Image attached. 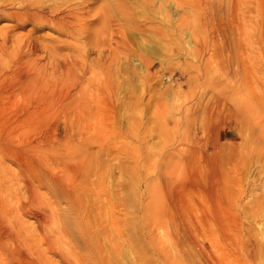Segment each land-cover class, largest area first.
Here are the masks:
<instances>
[{"label": "rangeland", "instance_id": "374dc122", "mask_svg": "<svg viewBox=\"0 0 264 264\" xmlns=\"http://www.w3.org/2000/svg\"><path fill=\"white\" fill-rule=\"evenodd\" d=\"M124 1L130 8L135 7L129 0ZM151 1V7H146L145 11L140 5L135 9L140 32L134 31L131 25L120 26L123 37L126 36V48L133 49L134 55L126 48H117L113 53L111 48L115 46L109 44L108 32L98 21L82 26L87 36H78L74 41L69 36L60 35L52 27L34 29L30 24L19 26L7 18L0 19V69H16L19 56L25 52V55L30 54L29 63L31 61L54 79L60 71H64L60 66L64 63L62 61H67V55L80 51L82 54L78 62L83 61L86 65L83 69L78 66L74 68V74L75 77L80 75L81 87L86 91L88 89V94L93 91V101L90 98L89 101L96 114L85 120L70 119L59 114L50 120H33L19 125L15 120L0 121V137L10 142L4 152L0 151V196L5 197L12 209H20L22 205L25 207L17 214L24 223L25 232L28 230L25 235L29 241V244L23 243L9 225L0 227V264H65L64 258L74 254L72 248L65 246L66 243L50 247L44 244L37 231H32L43 208L36 204L30 206L31 197L26 194L25 177L21 174L22 170H27L25 160L30 155L26 151L29 146L43 141L45 156L52 157L50 144L57 138L63 143V137L71 134L69 125L72 124L85 126L87 131L84 136L89 138L85 154L89 153L90 159L82 166V171L91 177V194L87 202L84 200L88 212L92 215L100 209L111 240L117 236L108 220L115 202L120 207L119 217L127 223L123 225L126 233L116 245L117 256L108 259L106 264H165L161 262L163 254H154L152 247L144 241L142 206L149 204L148 208H151L148 211L151 215L145 218L153 224L154 233L171 234L173 225L180 223V219L171 209L163 213L161 207L175 196L191 203L192 212L188 214V219H192L198 228V242L206 246V251L213 253L214 261L210 257L212 255H205L201 259L197 257L195 264H264V134H260L261 128L264 133V110L260 115L261 108L253 111L259 106L256 103L255 107L252 106L254 102L247 95L248 91L243 89L223 99V92L236 86L241 88L242 78L246 76L250 83L249 93L255 96L262 94L264 0H199L198 5L193 3L195 0H188L182 7L175 5L174 1ZM99 5V2L93 3L90 9ZM164 14L170 22H165ZM112 29L118 32L116 26L113 25ZM165 33L167 36H164ZM5 36L6 41L3 40ZM212 45L215 48L213 51ZM200 59L203 64L198 62ZM236 61L247 68L234 71ZM103 62L106 64L103 65ZM146 62L151 64L149 71L145 69ZM52 63L61 64L57 65V75L51 74L54 70ZM221 100L227 109L216 107ZM241 106L247 111L252 110L245 120L231 118L226 111L228 108L238 110ZM209 108L212 115L205 113L210 112ZM202 124L209 126L208 131L203 130ZM221 131L222 142L228 143V148H232L236 156L235 161L220 167L235 192V199L224 202L228 203L227 208L235 224L233 222L234 226L225 229L226 234L224 232L218 236L220 243L216 244L217 250H209L210 242L207 239L210 238L211 226L203 221L204 217L212 218L216 198L208 193L209 176L213 175L214 169L207 165L204 153L210 152V143ZM227 132L229 139H225ZM187 137L192 141H188ZM172 140L176 145L181 143V150L175 156L166 157L171 151ZM77 144H80L79 140L75 141V146ZM98 148H102L101 154L97 153ZM83 149L77 146L71 156L67 151L65 160L72 162L70 159L84 154ZM102 170L105 172L101 179L99 175ZM52 172L61 178L63 166L56 167ZM27 175L31 180L35 179L31 173L27 172ZM39 193L46 199L49 197L50 202L54 200L55 205V195L46 187L43 186ZM59 204L63 213L60 216L66 219L75 217L74 212L68 210V201L61 200ZM226 235L228 237L223 239ZM257 239L261 241L257 242ZM128 240L135 244H130ZM164 247V253L170 260L177 258L175 253L178 250L170 243L165 242ZM259 249L263 250L262 253ZM69 252L71 255L68 257Z\"/></svg>", "mask_w": 264, "mask_h": 264}, {"label": "bare ground", "instance_id": "6f19581e", "mask_svg": "<svg viewBox=\"0 0 264 264\" xmlns=\"http://www.w3.org/2000/svg\"><path fill=\"white\" fill-rule=\"evenodd\" d=\"M129 1L135 5L133 9L130 8L129 4L124 0H0V19L5 18L6 20L7 18V20L12 22L14 21L19 26L30 24L33 26L34 29L52 27L60 35L62 34L69 36L73 38V40L76 39L78 36H83V37L87 36V32L85 31V29H83L82 26L91 25L94 23V21H98L99 25L100 26L102 25L108 32L109 38L107 40L109 44L111 45L113 43V45L115 46V48H111V51L113 52L117 48H119L120 50L126 48V45L124 43L126 36L123 37V33L120 31L121 30L120 26L131 25L134 31L136 30L140 32L141 29H138L140 26L137 24L138 21L136 20L137 18L134 15L135 9H138L140 5L142 10L145 11V8L148 6L151 7V3H152L151 0H129ZM159 1L163 3H166L167 1H172V2L174 1V4L177 5L178 7L179 6L182 7L183 5H186L188 2V0H159ZM198 1L199 0H195L193 3L195 5H198L199 3ZM96 2H99L100 5L94 9H90L91 5ZM163 19L165 20V22H170V19L166 14L163 15ZM113 25L116 26L118 32L112 29ZM5 33L8 32L6 31ZM164 36H167L166 33ZM6 37L7 36L4 37L3 39L4 41H6L7 39ZM107 40H105V42ZM80 48L82 49V46ZM225 48H227V46ZM127 49L132 54L133 53L135 54L134 50L131 49L130 47L126 48L125 50ZM214 49L215 48L212 45V51ZM23 53L22 55L19 56L20 57L19 61L16 59L18 65L16 69L14 68L8 71H4V69H0V121L15 120V122L17 121L16 122L17 125H19V123L22 124V122L28 124L33 120L36 122L50 120L52 118H56L57 115L59 114L60 115L62 114V116L65 115L66 117H71L70 119L80 118L81 120H85L96 115L94 114L92 104L89 101V98L91 101H93L92 98L94 96V94H92L93 91L91 92V94H88L87 93L88 89L86 88L87 89L86 91L83 87H81L82 81L79 79L80 75L79 77H75L76 75L74 74L75 73L74 68L78 66L83 69L86 65L83 61H80L81 63L78 62V58H81L82 52L80 51L70 52L66 57L67 61L65 60L62 61L64 63H61L62 64V65L60 64L61 66L58 65L59 63L54 64L57 62L52 63L54 64L52 66L54 67V70H52L53 72L51 71L52 72L51 74L56 73L57 75L58 73L57 65L64 69V71L63 70L60 71L61 70L60 69L58 75L57 76L54 75L56 76L54 79L52 75H48L42 69L35 67V64L33 65L31 61L29 63L28 57H30V54L25 55V52ZM112 60H114V58ZM1 62H0V66H1ZM198 62L200 64L201 63L203 64L201 59L198 60ZM235 63L236 64L233 65L235 67L233 68H235L234 71L236 72L239 69L247 68L245 64L239 63V61H236ZM105 64L106 63L103 62V65ZM144 66L147 71L151 69L150 63L146 62L144 63ZM204 66L206 65L204 64ZM229 73L230 72H228V74ZM83 76L84 74L81 75L82 78ZM57 79L58 82L56 81ZM249 86H250L249 79L246 76L245 78H242L241 88H238L239 86L238 87L236 86L234 88H229V90L223 92L224 94L223 99L231 97L232 95L239 92L241 89L248 91L247 95H249V98L254 102L252 106L255 107V103L256 105L259 106L257 108L255 107L253 111H255V109L261 108L259 109V111L261 110V112L259 113L260 115L264 110V88L261 89L263 91H261L262 94L261 92L259 93L261 94L260 96H255L253 95L254 93L253 94L249 93L251 90V89L249 90ZM96 94L97 93H95V95ZM248 100L249 99H247L246 101L247 103ZM216 107L222 108V110L227 109V105L222 100L217 102ZM246 109L247 108L241 106L238 110L233 109L234 110L233 111L228 108V110L226 111H228L227 113L231 114V118L233 117L235 119L236 118L246 119V117L248 116V112L250 113V111H252L251 109L248 111ZM211 112L212 111L210 109V112L208 111V113L207 112L205 113L212 115L213 113ZM220 112L222 113L223 111ZM250 116L252 115L250 114ZM242 122L244 123L245 121ZM67 124L70 123L67 122ZM204 125L206 124L204 123ZM204 125H203V130L208 131L209 126L207 125L206 127ZM69 129L71 130V134L68 135L67 138L63 137L64 138L62 139L63 143H61V139L60 140L58 138L56 140L52 139V141L55 140L53 142L56 144V146L54 143L50 144L51 146L49 151L52 153L50 154L52 155V157L48 158L47 156H45L43 141L35 142L26 149V151L30 154L29 158H27L28 160H25V166L27 167V170L26 171L22 170L21 172V174L25 177L24 187L26 189V194H28L31 197L30 206L36 204L37 207L40 206L43 208L40 219H36V220L34 219L36 225L33 227L34 230L32 231H37L39 233L38 234L39 237L42 236V241H44V244H47L50 247H56L57 245H60L62 242H64V244L66 243L69 246L68 247L65 244L67 248L70 249L72 248L74 254H72L73 252L71 250L72 256L70 258H66V259L64 258L65 264H106L108 259L118 254L116 245H118L119 240H121L123 235L126 233L123 225H126L127 223L123 221L122 218L119 217L120 207L119 204L115 202L111 206V216L110 218H108V220L110 219V222L114 227L113 228L115 231L114 234H116L117 232V236L115 235L116 238L111 240L108 235V231L106 230L107 226L105 225V220L103 221L102 215L100 213V209H97L98 212L93 213L92 215H90V213L88 212L84 200L88 199V197H90L91 194L90 184H89L90 176L88 173L86 172L84 173L82 171L83 164L88 162L90 159L89 153L85 154L87 153L86 148H88L87 143L89 141V138L84 136V134L87 131V128L85 126H81V125L75 126L72 124L71 126L69 125ZM206 132H204V134ZM260 132H261L260 134H264L262 128ZM190 136L193 137V135L191 134ZM222 136L223 134L221 131L215 136L213 141L210 143V147H209L210 152L204 153V159L207 161L206 162L208 163L207 165H209V168L214 169L213 175L209 176L208 193L210 196L216 198L214 199L216 201V206H214L212 218L208 219V217H204L205 220L203 221L205 225L211 226L209 227L211 228L210 238L207 239L208 241L206 240L207 242H210L209 250L211 249L217 250L218 245L216 244L219 242L218 236H221L222 233L224 234V232L226 231L225 229L228 228V226H231L235 220L232 219V215H230L228 211L227 208L228 203L227 202H226L227 204L224 203L229 199H230L229 201L235 199V192L233 191V189H231L233 188V185L231 184V182L227 180L228 178L226 179L224 177V175L220 170V167L222 164L235 161L236 156L235 153H233V151L231 150L232 148L231 149L228 148V143L222 142ZM187 138L188 141H192L191 139H189V137ZM229 138H230V134L229 132H227L225 139H229ZM76 140H79L80 144H77L75 146ZM197 141L198 140H196V142ZM9 144L10 142L8 139L0 137L1 152H4L5 148L8 147ZM180 145L181 143H177L176 145V143L173 141L170 144L171 151L167 155L165 154L166 157H171L174 154H178L179 150H181L182 147V145L181 146ZM77 146L78 148H81V150L83 151H84L83 148H85L84 154L81 153L80 156L78 155L79 157L77 156L73 159H70L72 160V162H67L64 158L66 157L65 153H67L68 151L70 152L69 155L71 156V154L74 153ZM95 152H93V154ZM97 153L101 154L102 148H98ZM60 165L63 166V171H64L63 172L64 174L61 178L56 176L52 172L54 169H56V167ZM216 169H218L219 172ZM27 172L28 174L31 173L32 175H34L35 179L31 180L27 178L28 176ZM104 172L102 170L101 174L99 175L101 179L103 178ZM43 186L46 187L47 190L51 191V193L55 195L56 206L53 204L54 200L50 202L49 197L46 199L44 196H42L39 193V190ZM3 197L4 196L2 195L0 196V227L3 226L7 227L9 225L14 230L13 234L17 233L18 235L17 238L21 237V241H23V243L26 242L25 244H29V241L25 235V233L28 230H26L25 232V228L23 227L24 223L19 217V214H17L19 210H24L25 207L22 205L20 206V209L18 207L16 209H12L10 208L9 204L5 201V197L4 199ZM61 200H66V202L67 201L69 202L68 210L74 212L73 214L75 216L74 218L72 217L71 219L69 218L66 219L64 216H60L61 214H63L61 212L60 204H59V201ZM218 202H220V205L219 204L217 205ZM52 204L55 207H53ZM190 204L191 203H189L187 200L185 201L184 199L175 196L172 197L171 199L169 198V200L162 205L161 210L163 213H165L167 209H171L173 213L180 219V223H176L173 225L172 233L171 234L168 233L166 235L154 233L153 224L147 218H145L151 215V213L148 212L151 211V208H148L149 204H145L142 206L143 207L142 218L144 217V221H142L141 226H142V234L144 237V241L150 247H152L154 254L157 255L160 254L159 256L163 254L162 257L163 261L159 259L158 260L164 262L165 264H180L181 262L188 264H195L194 261L195 259H197V257L201 259L202 256L204 257L205 255L208 256L212 255L210 257L214 261L213 253L206 251L207 249L205 248L206 246L198 242L199 233L195 222L192 219H188V214L192 212ZM229 204L231 203L229 202ZM152 206L155 207L154 203L152 204ZM65 211L63 212L64 213L70 212V211L69 212H65ZM16 214L18 216H16ZM3 235L4 232L2 236ZM227 235L224 236L223 239L229 236ZM220 238L221 240H223L222 237ZM258 241L261 240L257 239V242ZM32 242H34V240ZM111 242H113V244ZM128 242L133 245L135 244L134 241L132 240H128ZM165 242L170 243L172 247L178 250L177 253H175L177 258L170 260L168 256L164 253ZM228 246H226V248H228ZM256 248L258 250V247ZM262 251L263 250L259 252L262 253ZM227 252H229V250H227ZM63 253L66 252L63 251ZM81 253L84 255H81ZM71 254L69 252L67 256L69 257V255ZM110 261L111 260H109V262ZM178 261L181 262L179 263Z\"/></svg>", "mask_w": 264, "mask_h": 264}]
</instances>
